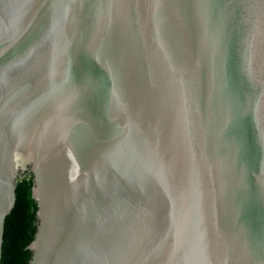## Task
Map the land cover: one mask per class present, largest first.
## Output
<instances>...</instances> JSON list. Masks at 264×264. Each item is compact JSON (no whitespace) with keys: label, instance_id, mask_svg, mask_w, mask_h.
I'll use <instances>...</instances> for the list:
<instances>
[{"label":"water","instance_id":"1","mask_svg":"<svg viewBox=\"0 0 264 264\" xmlns=\"http://www.w3.org/2000/svg\"><path fill=\"white\" fill-rule=\"evenodd\" d=\"M264 264V0H0V264Z\"/></svg>","mask_w":264,"mask_h":264},{"label":"trees","instance_id":"2","mask_svg":"<svg viewBox=\"0 0 264 264\" xmlns=\"http://www.w3.org/2000/svg\"><path fill=\"white\" fill-rule=\"evenodd\" d=\"M33 216L25 188L17 198L12 212L5 219L2 250L7 264H19L27 247Z\"/></svg>","mask_w":264,"mask_h":264}]
</instances>
